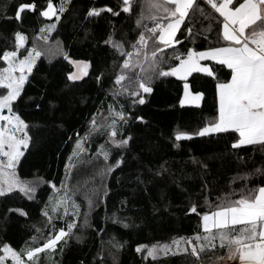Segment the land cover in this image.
<instances>
[{"label": "trees", "instance_id": "trees-1", "mask_svg": "<svg viewBox=\"0 0 264 264\" xmlns=\"http://www.w3.org/2000/svg\"><path fill=\"white\" fill-rule=\"evenodd\" d=\"M22 2L32 0H0V44L4 43L11 50L15 31L27 35L24 48L35 45L42 55L22 95L24 101L33 96L38 103L42 92H46V96L39 109L24 101L17 104L16 110L29 125L30 136L29 146L17 165V174L22 180L30 182L35 176H42L45 181L55 183L57 189L62 187L61 182L67 184L69 195L79 206V216L75 217L77 224L87 216L91 225L74 229L83 239L70 237L62 253L59 247L54 252L42 253V264H196L195 257L183 253L161 255L155 260L145 258L146 248L137 252L136 247L170 244L176 237L202 232L200 216L209 210L204 196L216 203L217 196L241 188L244 181L229 182L238 173L243 175L256 168L264 169V147L256 144L232 149L231 143L238 134L231 131L175 141L177 130L196 131L218 114L215 90L218 81L205 74L193 73L189 77L193 90L204 93L198 106H180L183 81L178 77L153 81L154 91L145 95L143 105H133L132 98L126 94H113L119 89L114 77L120 72L122 56L110 45L106 46L103 40L113 33L115 40L125 42L126 51L131 50L130 43L143 30L135 23L136 19L143 15L144 23L152 26L147 17L154 13L151 7L153 0H132L133 11L130 13L121 11L117 17L105 11L89 20L84 17L88 8L107 5L117 10L121 0H70L47 42L37 34L50 21L49 18L40 16L38 11L26 10L22 13V22L11 19L15 7ZM35 2L39 6L46 0ZM54 3L58 4L59 0H54ZM198 5L204 13H194L192 20L182 25L186 30L191 24L193 32L197 33L195 40L186 39V31L178 32L181 43L174 50L165 49L166 56L171 54L172 57L174 52L184 53L190 47L198 51L220 46L217 29L222 26V18L206 4V0H198ZM52 21L55 19L52 18ZM209 23L213 31L204 32ZM152 44L150 40L149 51L153 50ZM65 52L71 58L90 61L88 75L68 87L66 73L72 70V66L64 58ZM169 61L176 62L174 59ZM4 66L5 63L0 61V68ZM215 70L220 80L230 78V71L226 68L217 65ZM139 71V68L132 70L133 73ZM101 72L102 81L98 83L96 77ZM53 99H57L54 110L48 105V101ZM110 105L116 110L122 107L133 117L143 116L145 122L131 121L135 139L131 141V151L126 153L131 162L102 176L98 174L100 170L105 164L114 162L120 150L106 144L110 159L104 161L97 148L106 143L105 139L96 133L88 136V132L92 114L99 111L98 120L107 118ZM77 134L85 137L86 151L74 156ZM150 142L156 146L151 153L148 151ZM174 143L179 147H174ZM134 154L143 159L144 169L137 168L136 161L132 159ZM162 161H167L168 173L156 176L154 170ZM66 164L71 165V171H66ZM202 164H206L207 168H203ZM138 175L143 183L137 181ZM204 183L208 191L202 192L201 185ZM246 183L249 188L258 186L264 183V175H249ZM55 194L50 185L40 184L32 200L19 190L0 196V221H4L0 223V246L7 243L20 250L33 235L38 237L32 242L33 246H39L49 231L66 228L74 218L71 206L67 213L61 208L59 214L64 216L63 220L53 214L49 222L40 211L49 197ZM90 199L93 201L91 206L88 203ZM192 202L198 205L197 213L187 212ZM9 208H23L29 216L8 212ZM36 229L41 232L37 233ZM117 244L120 246L117 247ZM215 255H224L218 244ZM201 260L203 264H214L213 252L206 250L201 254Z\"/></svg>", "mask_w": 264, "mask_h": 264}, {"label": "snow or ice", "instance_id": "snow-or-ice-1", "mask_svg": "<svg viewBox=\"0 0 264 264\" xmlns=\"http://www.w3.org/2000/svg\"><path fill=\"white\" fill-rule=\"evenodd\" d=\"M70 0H46L45 4L37 5L32 2L19 3L14 9L11 19L22 22V13L26 10L38 11L45 18L55 19V22L41 27L37 34L43 41H48L51 33L56 29L69 6ZM219 17L222 18V26L218 27L217 42L220 46H209L204 50L186 49V52H174L172 57L165 55L164 50H174L181 43L177 37L178 32L186 31V39L195 40L197 33L193 32L191 24L185 30L182 25L193 18V14L204 13L199 7L198 0H153L151 7L154 13L147 17L152 22L149 27L144 23L143 15L139 16L135 23L143 30L139 32L135 41L130 43V49L126 51L125 42L114 39V34L109 33L103 40L106 46H111L122 56L120 72L114 77L119 89L114 95H128L132 98V104H145V95L154 91L153 81L157 78L178 77L183 81V94L179 99L180 106L196 105L201 102L204 93L195 91L190 85L189 77L193 73L205 74L218 82L215 84L218 101V114L214 120L199 127L198 130L188 132L177 130L174 134L175 141L182 139L191 140L193 136H209L219 133L234 132L238 134L232 143V149H240L242 146L259 144L264 147V0H206ZM113 16H119L121 11L130 13L133 11L132 0H121V4L114 10L110 6L90 7L84 14L85 20L98 17L103 12ZM211 20V17H208ZM211 23L204 32L211 33ZM87 35V29L85 30ZM14 47L11 50L4 49L0 52V61L6 66L0 68V196L12 193L18 189L27 199L32 200L37 193L40 184H47L55 190L56 194L50 196L48 202L40 210L42 215L50 222L53 214L63 220L60 215L63 208L68 212L69 206L73 208V219L67 223V227L49 231L44 242L39 246H33L38 237L33 235L20 250L12 248L4 243L0 246V264H6L10 259L11 264H42L41 254L64 251V245L70 237L82 240L83 237L73 230L77 227H90L87 216L78 225L75 217L79 216V206L75 199L68 193V185L61 182L62 187L52 181H45L42 176H35L33 181L21 180L16 168L24 155L23 149L29 146V125L16 110L17 104L24 101L23 92L25 84L30 79L34 67L42 53L35 45L24 48L28 37L21 31L13 33ZM153 41V50H148L149 41ZM21 49L24 54L21 55ZM64 58L72 65L71 71L66 73V87L77 81H82L88 75L90 61L72 59L68 53H63ZM174 59L175 63H169ZM214 62V63H213ZM230 71V78L220 80L216 66ZM139 68V72L132 70ZM103 72L96 77L98 83L102 81ZM126 82V83H125ZM46 96V92L40 94V103L33 96L27 97L26 103H32L39 109ZM51 109H56L57 99L49 100ZM110 114L107 118L98 120L99 111L93 113L90 119L88 136L93 133L105 139V144L97 148V153L104 161H109L110 153L106 150V144L120 150V155L112 163L104 165L98 174L112 173L113 169H119L122 165L131 161L127 152L131 151V141L135 139L131 132V121L145 122L143 116H132L121 107L116 110L113 106L107 109ZM62 126V125H61ZM75 141L73 155L78 156L86 151L85 137ZM174 147H179L174 143ZM155 145L149 144V153L155 150ZM138 169H144L146 165L139 155H133ZM240 159V157H238ZM72 160V157H69ZM193 162L197 160L193 157ZM202 163V162H200ZM167 161H162L154 170V175L161 176L168 173ZM207 168L206 164H202ZM66 171H71V165H65ZM149 171L153 169L149 168ZM249 175H264V169L256 168L251 173L237 174L229 183L236 180L244 181L239 189H231L216 197V203L209 201L204 196V203L209 207L201 216L202 232H196L191 236H179L171 243L137 245L136 251L146 248V257L155 260L158 256L169 254H189L196 258V264H203L201 254L211 250L214 256V264H264V183L249 188L247 180ZM137 181L143 183L139 175ZM201 191H208L206 183L201 185ZM61 193H63L61 195ZM233 196L237 198L233 199ZM89 205L93 204L90 199ZM198 205L192 202L187 207V212L197 213ZM8 212L18 213L28 217L29 213L23 208H9ZM4 221H0L3 223ZM125 227L127 225L125 224ZM40 233V229H36ZM219 249L224 250V255H215ZM117 247L120 245L117 244ZM82 264V262H81Z\"/></svg>", "mask_w": 264, "mask_h": 264}, {"label": "rangeland", "instance_id": "rangeland-1", "mask_svg": "<svg viewBox=\"0 0 264 264\" xmlns=\"http://www.w3.org/2000/svg\"><path fill=\"white\" fill-rule=\"evenodd\" d=\"M52 22H55V21H52V20H50V21H48L47 22V24H49V23H52ZM46 24V25H47ZM4 49H7L6 48V45L4 44V43H2V44H0V52H2V50H4ZM9 50V49H8ZM22 54H24V51H23V49H21V55ZM169 57H171V54L169 55ZM72 59H75V58H72ZM39 60V59H38ZM75 60H82V59H75ZM169 63H170V61H168ZM6 66V65H5ZM72 66V65H71ZM73 70V69H72ZM88 71H89V69H88ZM25 150L26 149H23V151L25 152ZM17 171V170H16ZM20 178V177H19ZM21 179V178H20ZM22 180V179H21ZM15 190H18V189H14L13 191H15ZM13 248V247H12ZM1 254H2V252H1ZM6 264H11V260L9 259L7 262H6Z\"/></svg>", "mask_w": 264, "mask_h": 264}, {"label": "crops", "instance_id": "crops-1", "mask_svg": "<svg viewBox=\"0 0 264 264\" xmlns=\"http://www.w3.org/2000/svg\"><path fill=\"white\" fill-rule=\"evenodd\" d=\"M201 50H204V49H201ZM199 51V50H198ZM236 264H238V262H236Z\"/></svg>", "mask_w": 264, "mask_h": 264}, {"label": "water", "instance_id": "water-1", "mask_svg": "<svg viewBox=\"0 0 264 264\" xmlns=\"http://www.w3.org/2000/svg\"><path fill=\"white\" fill-rule=\"evenodd\" d=\"M177 46V45H176Z\"/></svg>", "mask_w": 264, "mask_h": 264}]
</instances>
